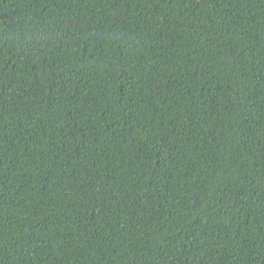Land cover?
I'll list each match as a JSON object with an SVG mask.
<instances>
[{
  "label": "trees",
  "instance_id": "16d2710c",
  "mask_svg": "<svg viewBox=\"0 0 264 264\" xmlns=\"http://www.w3.org/2000/svg\"><path fill=\"white\" fill-rule=\"evenodd\" d=\"M0 264H264V0H0Z\"/></svg>",
  "mask_w": 264,
  "mask_h": 264
}]
</instances>
